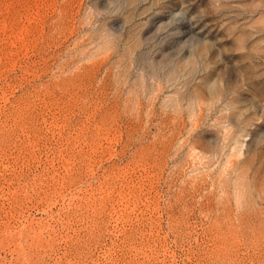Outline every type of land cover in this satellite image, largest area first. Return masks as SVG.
Instances as JSON below:
<instances>
[{
  "label": "rangeland",
  "instance_id": "1",
  "mask_svg": "<svg viewBox=\"0 0 264 264\" xmlns=\"http://www.w3.org/2000/svg\"><path fill=\"white\" fill-rule=\"evenodd\" d=\"M0 264H264V0H0Z\"/></svg>",
  "mask_w": 264,
  "mask_h": 264
}]
</instances>
